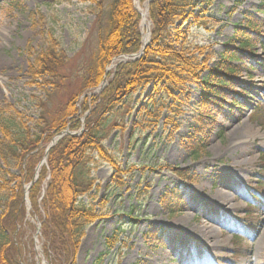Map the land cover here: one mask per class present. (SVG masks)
Instances as JSON below:
<instances>
[{
    "label": "rangeland",
    "instance_id": "rangeland-1",
    "mask_svg": "<svg viewBox=\"0 0 264 264\" xmlns=\"http://www.w3.org/2000/svg\"><path fill=\"white\" fill-rule=\"evenodd\" d=\"M102 2L100 8L90 0H0V57L5 61L0 69V110L12 108L19 113L31 134L40 135L43 118L56 115L70 95L81 91L98 42V20L105 19L111 0ZM150 2L134 0L141 16L142 44L147 29L142 28L141 12L148 10ZM263 4L264 0H212L210 26L191 32V42L211 55L209 68L221 72V56L237 48L232 42L237 27L247 25L249 19L259 24L250 36V51L245 60L231 63L237 77L231 78L228 93L236 103L226 101L206 151L199 158L193 159L183 144L196 126L200 85L189 88L191 106L178 119L177 130L165 128L162 122L151 128L146 124L140 126L142 121L137 115L144 100L142 91L134 96L125 113L114 120L117 127L104 145L127 173L121 174L119 181L106 163L93 170L98 189L81 202L94 207L102 218L85 229L75 264H246L244 260L253 256L254 234L264 213V79L258 81L264 74V13L260 12ZM49 33L61 43L68 58L61 72L60 90L53 85L36 87L30 75L34 58L47 48ZM137 55L115 58L103 83L93 93L107 86L108 76L119 64L139 59L141 56L136 58ZM245 128L254 133L248 142L232 139V130L241 132ZM59 139L54 137L49 147ZM47 145L43 143L40 148L44 150ZM46 163L44 157L37 165L33 182L24 187L25 215L14 237L22 252L21 264H49L43 250L41 224L32 210L28 192ZM234 163L242 165L233 167ZM0 167L5 169L1 161ZM171 169L186 171L192 181H183ZM8 172L19 177L20 168L15 166ZM5 179L0 178V215L5 212L9 188L16 184L8 175ZM49 179L47 175L44 188ZM220 186L229 189L227 203L218 204H224L226 215L222 209L214 210L216 204L210 201ZM171 189L183 196L175 204L173 214L160 202ZM196 197L205 205H198ZM204 226L211 229L215 246H209L205 253L199 249L195 260L192 245L184 243L186 239H200L194 230H203ZM108 239L113 240L112 249H108ZM261 256L264 264V251Z\"/></svg>",
    "mask_w": 264,
    "mask_h": 264
},
{
    "label": "trees",
    "instance_id": "trees-1",
    "mask_svg": "<svg viewBox=\"0 0 264 264\" xmlns=\"http://www.w3.org/2000/svg\"><path fill=\"white\" fill-rule=\"evenodd\" d=\"M90 1L102 8L103 0ZM211 6L212 0H152L150 44L139 59L119 64L108 76L107 86L94 94L115 58L136 55L143 47L141 16L134 0H111L105 19L98 20V42L81 91L70 95L56 115L43 118L40 135L31 134L20 114L12 108L0 110V161L5 166V169L0 167V178L6 181L8 175L16 180L15 187L9 188L6 196L5 212L0 215V264H21L22 252L14 237L24 220V187L33 182L49 143L60 133L70 132L50 149L38 181L29 190V201L41 224L43 250L49 264H75L85 229L102 218L94 207L81 202L84 196L98 189L92 178L98 164L110 165L119 181L120 175L127 173L121 170L104 142L117 127L114 120L125 113L138 92H145L137 115L143 122L140 126L146 124L151 128L162 122L165 128L174 131L178 118L191 106L189 88L200 85L202 94L196 105V127L185 138L183 147L193 159L206 151L226 101L231 99L236 103L228 93L231 78L237 76L231 63L245 60V54L250 51V36L259 29V24L251 19L247 25L237 27L232 41L237 48L221 56V72L216 73L208 65L211 55L191 42L193 29L210 26ZM260 10L264 13V6ZM67 61L61 43L49 33L47 48L37 54L30 66L33 84L39 88L53 85L60 90L61 72ZM43 143L48 144L44 150L40 148ZM15 166L20 168L19 177L8 172ZM170 171L183 181H192L184 170ZM47 175L50 179L44 188ZM182 197L180 191L171 189L160 202L173 214L175 204ZM112 244L113 240L108 239V249L113 248Z\"/></svg>",
    "mask_w": 264,
    "mask_h": 264
},
{
    "label": "bare ground",
    "instance_id": "bare-ground-1",
    "mask_svg": "<svg viewBox=\"0 0 264 264\" xmlns=\"http://www.w3.org/2000/svg\"><path fill=\"white\" fill-rule=\"evenodd\" d=\"M141 14L143 15L142 28L147 29V33L143 35V45H146L151 39V35H150L151 30H150V24L148 23L147 10L142 11ZM261 36H262L261 34L258 35V37H261ZM4 66H5V61L2 60L0 57V69ZM263 79H264V74H261L259 76L258 81L262 82ZM231 133H232V139L239 140V141H245V142H248V140H250V138L254 135L251 128H245L241 132L238 129H234L232 130ZM240 165H242V163L240 164L234 163L233 167L240 166ZM228 197H229V189H227L226 186L225 187L220 186L219 188H217L211 195L212 200H210L212 203L216 204V207L214 208V210L216 211L218 210V212H221V209H222L224 211L225 210L224 204L227 203ZM196 200L198 202V205H201V206L205 205V201H203L202 199H199V197L198 198L196 197ZM220 201L224 202V204H222L221 206L218 205L220 204ZM214 210L210 209L211 212ZM223 211H222V214L226 215L227 213ZM175 225L176 224L173 225V229H176ZM210 231H211L210 228L204 226L203 230H199V229L194 230L195 234L200 235V239L191 238V239L185 240L184 244L192 245V249L194 250V253H195V260H196L197 255L199 256V252H198L199 249L200 250L204 249V253H205V251L208 250L209 246L211 247L215 246V242L212 240ZM177 236H180L181 238H185L183 234L181 235L177 233ZM253 241L255 242V245L253 247V252H252L253 256L249 257L248 259H245L244 262L246 264H261V259L263 258L261 256V253L264 251V213H262L261 215V222H260L258 229L256 230V233L254 234Z\"/></svg>",
    "mask_w": 264,
    "mask_h": 264
},
{
    "label": "water",
    "instance_id": "water-1",
    "mask_svg": "<svg viewBox=\"0 0 264 264\" xmlns=\"http://www.w3.org/2000/svg\"><path fill=\"white\" fill-rule=\"evenodd\" d=\"M149 42H150V40H149ZM149 42H148V44H149ZM148 44H146V45L143 46L141 52H140L137 56H135L136 58H139L140 56L143 55L144 50H145V48L148 46ZM133 57H134V56H133ZM68 133H69V132L66 131V132L60 134L59 137H61V136H63V135H66V134H68ZM55 144H56V141H54L53 144L48 148V150H47V152H46V156H45V158H46L47 155H48L49 149L52 148Z\"/></svg>",
    "mask_w": 264,
    "mask_h": 264
}]
</instances>
